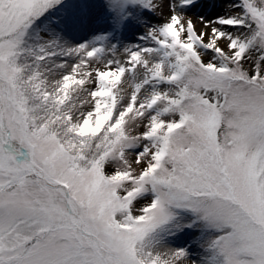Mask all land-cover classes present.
<instances>
[{
    "label": "snow or ice",
    "instance_id": "obj_1",
    "mask_svg": "<svg viewBox=\"0 0 264 264\" xmlns=\"http://www.w3.org/2000/svg\"><path fill=\"white\" fill-rule=\"evenodd\" d=\"M197 5L0 0V264H264V0Z\"/></svg>",
    "mask_w": 264,
    "mask_h": 264
},
{
    "label": "rangeland",
    "instance_id": "obj_2",
    "mask_svg": "<svg viewBox=\"0 0 264 264\" xmlns=\"http://www.w3.org/2000/svg\"><path fill=\"white\" fill-rule=\"evenodd\" d=\"M229 3H231V0H198V5L188 11L186 13V17L196 19L198 25H195V27L197 31H200L203 28V24L199 19L200 16H203L205 21L214 20L217 16L225 15ZM168 15H170V13H168L167 9L165 8L164 15H158L155 18H152L151 22L153 24L163 23L164 19ZM144 31H146V29L135 31V36L139 37V35H141ZM208 31H210V28L208 29ZM121 58L123 59V57ZM125 87L127 88L128 92H131L130 87H128L127 85H125ZM142 130L143 129H137V132Z\"/></svg>",
    "mask_w": 264,
    "mask_h": 264
},
{
    "label": "bare ground",
    "instance_id": "obj_3",
    "mask_svg": "<svg viewBox=\"0 0 264 264\" xmlns=\"http://www.w3.org/2000/svg\"><path fill=\"white\" fill-rule=\"evenodd\" d=\"M192 21H193L194 25H198L196 19H193V18H192Z\"/></svg>",
    "mask_w": 264,
    "mask_h": 264
}]
</instances>
